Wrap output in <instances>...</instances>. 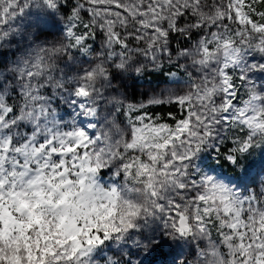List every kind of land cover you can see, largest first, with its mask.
Instances as JSON below:
<instances>
[{
	"label": "snow or ice",
	"instance_id": "snow-or-ice-1",
	"mask_svg": "<svg viewBox=\"0 0 264 264\" xmlns=\"http://www.w3.org/2000/svg\"><path fill=\"white\" fill-rule=\"evenodd\" d=\"M6 52L0 264H264V0H0Z\"/></svg>",
	"mask_w": 264,
	"mask_h": 264
},
{
	"label": "trees",
	"instance_id": "trees-1",
	"mask_svg": "<svg viewBox=\"0 0 264 264\" xmlns=\"http://www.w3.org/2000/svg\"><path fill=\"white\" fill-rule=\"evenodd\" d=\"M12 59V55H11V52H6L2 57H0V61H2L3 63L7 64L8 62H10ZM148 80H152L151 77H148L147 78ZM153 83H155V81H152ZM134 86L129 84V89L131 90ZM145 81L141 80L139 81V84L138 86H136V91L137 93H142L145 91ZM139 98V97H138ZM58 107L61 109L62 105H58ZM169 109H172V106L171 105H166V106H163V107H159V106H154L152 111L153 112H156L157 114H160V115H163L165 116L166 118V115H167V111ZM173 111H176L175 109H172ZM122 118V117H121ZM222 168L224 170H228L229 172H232V168L229 164L227 163H224L222 164ZM237 171H239V169L237 168L236 169ZM133 259H136L135 257H133ZM190 259H194V257H190Z\"/></svg>",
	"mask_w": 264,
	"mask_h": 264
},
{
	"label": "clouds",
	"instance_id": "clouds-1",
	"mask_svg": "<svg viewBox=\"0 0 264 264\" xmlns=\"http://www.w3.org/2000/svg\"><path fill=\"white\" fill-rule=\"evenodd\" d=\"M5 75H7V72L5 73ZM115 178L112 174H109L107 177H105L102 180V183H111V179ZM259 179V178H258ZM120 183H123V181H120ZM131 247V244L129 245ZM113 250L114 251H121V245L120 244H114L113 246ZM122 254L124 256L125 260H129V259H133L132 257H129L127 255V249H123ZM104 257H108V256H112V253L109 252L107 250V248L105 249L104 253H103ZM113 260H117L118 257L117 256H112ZM94 264H103V262L98 258L96 262H94Z\"/></svg>",
	"mask_w": 264,
	"mask_h": 264
},
{
	"label": "rangeland",
	"instance_id": "rangeland-1",
	"mask_svg": "<svg viewBox=\"0 0 264 264\" xmlns=\"http://www.w3.org/2000/svg\"><path fill=\"white\" fill-rule=\"evenodd\" d=\"M260 83H261V81L257 80V84L259 85ZM61 105H62V104H61ZM65 109H66V105H62V107H61L60 110L63 112ZM68 111H70V110H68ZM66 118H67V117H66ZM121 119H124V118L122 117ZM223 171H224V173H225L226 175H231V174H232V172H229L228 170H224V169H223ZM249 190H250V191H259V184L255 187V189H253V188L250 187Z\"/></svg>",
	"mask_w": 264,
	"mask_h": 264
}]
</instances>
